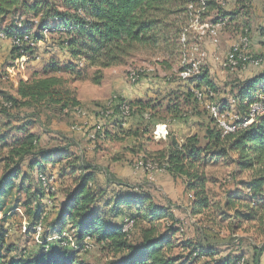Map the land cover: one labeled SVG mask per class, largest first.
Masks as SVG:
<instances>
[{
	"label": "rangeland",
	"instance_id": "1",
	"mask_svg": "<svg viewBox=\"0 0 264 264\" xmlns=\"http://www.w3.org/2000/svg\"><path fill=\"white\" fill-rule=\"evenodd\" d=\"M233 2H236L235 7L239 8L240 14L236 19L233 16L230 22L224 21L220 25L215 38V43L217 41L218 43L215 47L210 45V51L208 48L200 49L203 56L199 61L202 69L206 70L207 61L204 58L207 53L222 57L217 72L207 70L208 80L214 90L205 89V98L207 101L223 104L226 108L236 111L233 96L238 84L264 72V0H225L221 6L224 10L233 12L235 9L232 8ZM194 8H197V3H194ZM23 17L27 18L26 15ZM12 19L11 16L3 18L0 20V27H8L12 24ZM173 19L169 20L172 24H166L169 26L168 40L162 43L160 40L157 47L135 48L123 57L119 66L101 72L96 68L87 67L82 61L78 64L72 62L76 66L69 70H73L74 73H67L64 69L66 66H63L65 55L61 50L64 36L57 32L38 36L40 40L36 39L34 54L25 55L18 61L12 59L13 55L11 56L10 52L13 48L10 43L0 42V108L6 97L15 95L20 83L30 82L34 73L41 77L42 69L50 62V65L61 70L50 75L66 81L67 87L75 93L78 101L81 100V108L86 113V116L79 117L72 112L44 111L36 120V124L28 128L31 133L39 137L41 148L46 150L67 148L69 158L56 166L55 171L46 167L48 170L44 172L53 179L54 190L45 194L46 198L42 200L31 197L35 189H40L37 173L30 175L31 195L24 189H18L16 185L19 181L15 179L14 188L1 202L0 208V227L7 233L2 252L6 261L34 255L43 245L42 238H47V243L55 239H59L60 243L66 242V248L76 252L77 264H118L125 257L126 252H116L115 246L109 242L97 244L93 240H88L78 244L74 238L76 226L71 222L65 223L60 230L61 234H58L60 225L55 219L63 204V193L71 186V179L64 177L66 176L64 171L68 173L67 165L73 164L91 166L98 183L96 190L101 189L108 194L106 195L108 198L114 193L115 187L124 185L130 187L129 190L134 193L147 196L156 206L171 211L174 220H164L156 224L158 228L156 231L159 232L156 237L161 236L170 226L183 229V233L179 231L172 238V248L169 251L171 257H178L187 264H209L220 259L231 260L233 263V260L239 258L236 264L243 261V264H251L253 256L259 253L260 264H264V190L259 196H248L244 186L252 179L253 174L238 172L234 163L235 156L230 152H223L221 148L224 146H214L210 143L206 147L207 125H210L208 114L199 104L191 103L186 106L181 98L190 85L179 80L177 73L180 63L184 59L188 61L191 58L189 50L194 44L193 37L200 33L205 36V42L209 43L211 40L207 36V30L200 29V25L193 23L190 27L192 24L190 18L182 23L185 26L181 29V34L174 37L173 28L179 19L177 17L175 21ZM183 35L190 46L181 43ZM243 36L249 41L248 54L253 58L261 59L262 66L258 68L246 66L244 69L234 71L225 69L223 63L227 52L231 45L237 43ZM131 70L143 71L135 84H131L128 80V72ZM97 79L100 85L94 84ZM141 84L151 87V99L158 106L169 105L170 109L176 106L177 113H181V116L176 117L161 111L163 114L160 118L163 122L160 123L165 124L167 132V136L163 139L154 138V128L148 134L141 131L143 129L141 127L137 130L132 119L124 124L118 121L123 131L120 133L111 125L115 119L108 120L96 116L99 108L104 107L112 97L118 96L126 100V95L134 94L136 86ZM8 114L9 116L0 113V135L5 132L8 138L12 139L17 135L13 129L24 125L28 119L23 112L10 111ZM98 127L102 134L105 131H114L120 136V140L105 143L106 139L102 134L95 140H89L88 135L94 134ZM212 127L210 126L209 129ZM159 131L163 132V128H159ZM126 132L131 135L125 138ZM191 136L197 137L202 150L201 172L206 179L205 193L209 200V207L198 215L191 214L190 195L192 194L186 190L182 179L171 178L167 173L159 170L149 173L134 167L135 163L144 159L146 161L148 156L163 153L169 137L180 142ZM6 151L0 149V160L6 156ZM4 163L2 161L0 163V176L3 173ZM22 169H25V164ZM236 191H240L242 197L232 196ZM228 198L232 200L226 205ZM41 214L43 215L39 222ZM126 219L121 216L116 222L124 223ZM132 227L126 236V243L131 246L139 244L142 231L152 226L139 218L138 224H133ZM84 242L88 245L86 251L80 248L86 245ZM187 243H192L188 249L184 247ZM194 245H209L216 250L217 255L213 258L196 259V254L194 256V253H190Z\"/></svg>",
	"mask_w": 264,
	"mask_h": 264
},
{
	"label": "trees",
	"instance_id": "2",
	"mask_svg": "<svg viewBox=\"0 0 264 264\" xmlns=\"http://www.w3.org/2000/svg\"><path fill=\"white\" fill-rule=\"evenodd\" d=\"M195 2L196 0H0V20L7 16L13 17L12 24L5 28L9 36L13 35L14 31L18 32L14 26L16 18L27 16L23 19L24 30L31 28L30 20H37L34 37L38 41L45 31L57 32L64 36L61 50L70 61L62 64L66 66L64 69L67 73H74L73 70H69L76 66L72 62L78 64L82 61L87 67L96 68L101 72L119 66L123 57L135 48L157 47L160 40L161 43L168 40L169 26L166 24H172L169 20L172 21L174 18L175 21L176 17L179 20L175 22L173 34L174 37H178L185 26L182 23L189 19L188 6ZM204 11L217 12L212 25L223 24L224 21L230 22L236 14V10L226 12L218 0H207ZM49 23L53 25H48ZM10 53L11 56L13 55L12 59L18 61L25 55L32 56L34 49L23 48L20 53L18 49L13 48ZM168 69L171 70L169 67ZM60 71L49 62L42 69L41 77L34 73L30 82L20 83L15 95L6 97L0 108V113L6 116H9L10 111L23 112L28 119L24 125L13 129L17 135L12 139H9L5 132L0 135V149L7 150L6 156L0 160V163L5 162L0 176V208L1 202L14 188L15 179L19 181L16 185L18 189L30 193V175L46 174L44 172L47 170L46 167L55 169L69 158L67 148L50 150L41 148L39 137L28 129L36 124V120L44 111L75 114L74 109L81 108L80 102L75 93L67 87L66 81L50 75ZM44 74L47 76H43ZM198 78L196 82L187 83L190 87L181 96L186 106L191 103L198 104L191 92L192 87L214 90L207 73L201 67ZM99 82L97 79L94 84L100 85ZM262 98H264V72L238 84L233 96L236 111L218 104L221 112L229 111L238 117L235 122L236 130L231 134L223 135L215 122L208 117L210 125H207L206 131L208 142L206 147L210 143L214 146H224L221 148L223 152L227 151L235 156L234 163L238 172L253 174L252 179L244 186L248 196L252 197L261 195L264 190V115L245 128L241 124L248 119L249 106ZM124 101L133 109L129 119L137 118L142 122L141 131L150 133V130L157 125L156 122L160 120L157 115L159 106L150 101L130 102L116 96L113 101L114 116L107 119L118 118L121 124L129 120H122L117 111L118 105ZM177 109L176 106L170 109L167 105L164 112L179 117L181 113H177ZM118 121H115L114 126L118 125L117 130L122 133ZM152 126L153 128H150ZM210 126H213L212 129H209ZM99 131L95 132V137L102 134ZM106 134L108 131L102 135L106 138ZM130 135L131 133H124L125 137ZM167 142L163 153L148 156L146 160L156 163L159 169H163V173L183 179L186 190L193 197L191 214H201L209 207V200L205 193L206 179L201 172L202 150L199 141L196 136H191L182 144L172 137H169ZM159 154L160 158H158ZM23 164H25L24 170ZM66 169L69 172L64 171V175L71 179V186L63 193V204L55 219L60 225L59 235L65 223L71 222L76 226L74 238L78 244L86 239L93 240L97 244L109 242L115 246L116 252H126L125 257L118 264H187L180 258L169 255L172 238L182 227L175 229L170 226L161 236L156 237L159 233L156 231L158 229L156 224L164 220H174L171 211L156 206L147 196L133 191L118 192L108 198L104 191L96 190L94 187L95 173L91 166L68 164ZM232 196L242 197L240 191L233 192ZM31 197L37 200L46 198L41 186L39 190L35 189ZM231 200L228 198L226 205H229ZM42 215H39V222ZM121 216L133 220L134 225L138 224L140 218L142 222L152 226L142 231L139 244L127 245L126 234L122 232V223L116 222ZM6 236V231L0 227V264H77L76 252L73 249L68 250L66 246H61L59 239L47 243V238H42L43 245L34 255L6 261L2 255ZM191 244H184V247L188 249ZM190 253H194V256L196 254V259L213 258L217 255L216 250L209 245H194ZM259 255L258 253L257 256H253L251 264H260ZM239 260L240 258L231 263V260L220 259L209 264H236Z\"/></svg>",
	"mask_w": 264,
	"mask_h": 264
},
{
	"label": "built area",
	"instance_id": "3",
	"mask_svg": "<svg viewBox=\"0 0 264 264\" xmlns=\"http://www.w3.org/2000/svg\"><path fill=\"white\" fill-rule=\"evenodd\" d=\"M220 4H222L225 0H218ZM23 19L24 17H18L16 18L14 22V26L16 27V31H14L13 35H7L5 28L0 27V41H8L12 48L18 49L20 53L22 52L23 48H31L35 49L37 46V40L34 37L35 35V28L37 25V20H30L32 23V26L30 29L24 30L23 25ZM195 23L197 22V17L194 18ZM221 24H215L210 25L204 28L203 30H207L208 36L213 38L214 42L216 41L217 31L220 28ZM203 32V31H202ZM44 35L46 32L43 33ZM203 35V34H201ZM181 43H186L185 35L181 38ZM248 48H249V41L246 36H243L240 38V40L231 45L229 51L226 54L225 61L223 63V67L225 69L234 71L237 69H244L246 66H252L254 68H258L262 66L261 59L253 58L248 54ZM190 53L189 56L191 57L188 61L183 60L180 63L177 77L179 80L183 82H196L199 80L200 75V59L203 56V53L197 48V47H190ZM24 57V56H23ZM21 57L20 59H23ZM142 70H131L128 72V80L131 84H135L139 79V74L142 73ZM191 92L193 93V97L196 100V102L205 109L206 113L208 114V117L212 119L215 124L217 125L218 129L222 131L223 135H228L233 133L236 130L235 122L238 120V117L229 111L221 112L220 107L218 104L207 101L206 100V90L204 89H193ZM116 96L112 97L105 105L104 107L99 108V111L96 112L97 117H103L105 119L110 118L111 116H114V109H113V101L115 100ZM118 113L123 118L122 120H127L131 117L133 109H131L126 103L121 102L118 105ZM74 113L76 116L84 117L86 116V113L83 111L82 108H75ZM264 115V98L256 101L248 108V119L244 120V122L241 124L243 128L247 127L253 121L256 119L262 117ZM159 128H163V132L159 131ZM99 130V127L96 131ZM154 138H165L167 136L166 132V126L165 125H155L154 132H153ZM89 140H95V133L88 135ZM135 169L138 170H145L149 173H152L153 171L159 170L160 172H163V169H159L158 165L151 160L146 161H139L135 163L134 165ZM38 181L40 183L41 189L45 192V194L53 192V179H51L47 174H40L38 175ZM133 226V220L126 219L124 223H122V232L126 234L129 233L132 230ZM183 229L180 231L182 232ZM89 239L85 240L88 241ZM86 245H82L81 249L83 251H86V248L88 247L87 242ZM61 246H66V242H62ZM238 264H243V262H240Z\"/></svg>",
	"mask_w": 264,
	"mask_h": 264
},
{
	"label": "crops",
	"instance_id": "4",
	"mask_svg": "<svg viewBox=\"0 0 264 264\" xmlns=\"http://www.w3.org/2000/svg\"><path fill=\"white\" fill-rule=\"evenodd\" d=\"M207 0H196V2L195 3H197V8H194V4H190L189 6H188V10H189V18H190V21H191V25H190V27H192V25H193V23H195V20H194V18L195 17H197V22H196V25H200L199 27H200V29H204V28H206L207 26H209V25H212L211 23H212V21L215 19V17H216V15H217V12L216 11H211V12H206V11H204L205 10V2H206ZM234 3V6L232 7L234 10H236V14H235V19H236V17H238V15L240 14V12H239V8L238 7H235L236 6V2H233ZM238 8V9H237ZM226 11V10H225ZM227 12V11H226ZM209 20V21H208ZM210 22V23H209ZM198 23V24H197ZM208 36V35H207ZM205 37V36H204ZM203 37V35H200V33L199 34H197V35H195V37H193V40H194V44H192V45H194L195 47H197L199 50L200 49H202V48H204V49H206L207 50V48H208V50L210 51V47L212 46V47H215V45L218 43V41L215 43L212 39H211V37L210 36H208L209 38H210V40H211V42H205V38ZM0 42H2V41H0ZM189 42V41H188ZM192 45L190 46V47H192ZM211 45V46H210ZM222 59V57H220V56H218V55H214V53H207V55H205V58H204V60L205 61H207V68H206V70L205 69H202V67H201V69L202 70H204L206 73H207V76H208V71L207 70H212V71H215V72H217V69H219L220 67L218 66V64H219V60H221ZM65 60V61H64ZM64 60H63V62H69V58L67 57V56H64ZM239 76V75H238ZM245 76H247V74H245ZM246 78V77H245ZM184 84V83H183ZM185 85V84H184ZM151 87H149V86H144V84H141V85H137L136 86V90L134 91V94H131V93H129L130 95H126L127 96V98H126V100H128V101H143V102H145V101H150L152 104H156L157 105V103H155V102H153V99H151V89H150ZM150 90V91H149ZM78 100V99H77ZM79 102H80V105L82 106V103H81V100H79ZM166 109V107L164 106V107H162V106H159V111H157L158 112V117L160 118L161 116H162V114L164 113V110ZM161 111H163V113L161 112ZM165 114H167V112L165 113ZM118 118H116L113 122H112V124L111 125H113L112 127H113V129H118V125L117 126H114V123L116 124V122L115 121H118L117 120ZM132 121L135 123V125L137 126V129L138 128H142L143 126L140 124V123H142V122H140L137 118H135V119H132ZM160 122H163V120L160 118V120H159V122H156V124H163V125H165L164 123H160ZM150 128H153V126L152 127H150ZM112 129V130H113ZM153 129H151L150 130V132L152 131ZM148 131H149V129H148ZM106 136V141H105V143L106 142H111V143H114L115 141H118V140H120L119 138H120V136H118V135H116L115 133H114V131H108V134H106L105 135ZM126 138V137H125ZM183 141L184 140H180V142H178V140H177V142L179 143V144H182L183 143ZM48 168L50 169V167L48 166ZM48 168H47V170H48ZM53 171H55V169H52ZM168 175V174H167ZM170 176V175H169ZM64 177H67V176H64ZM68 178V177H67ZM172 178V177H171ZM95 180H96V178H95ZM183 180V179H182ZM94 187L95 188H97L98 187V183H97V181H96V185H94ZM130 189V187H127V186H124L123 185V187H115V191H114V193L112 194L113 196L115 195V194H117L118 192H123V191H132V190H129ZM101 190V189H100ZM106 195H108V194H106ZM110 195V194H109ZM112 195H110V196H112ZM57 197V196H56ZM55 197V198H56ZM190 197H192L191 195H190ZM192 200H193V197H192ZM121 223V222H120Z\"/></svg>",
	"mask_w": 264,
	"mask_h": 264
}]
</instances>
